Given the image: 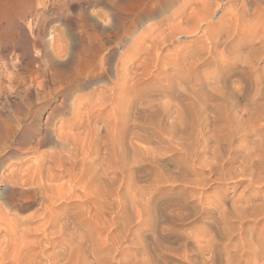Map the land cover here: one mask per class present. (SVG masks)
Wrapping results in <instances>:
<instances>
[{
	"label": "bare ground",
	"instance_id": "obj_1",
	"mask_svg": "<svg viewBox=\"0 0 264 264\" xmlns=\"http://www.w3.org/2000/svg\"><path fill=\"white\" fill-rule=\"evenodd\" d=\"M252 1L256 3L254 11L250 13L244 5L242 18L238 16L243 22L250 16L259 18V28L253 29L247 26L249 24H242L246 30L251 29L248 31L249 35L242 34L247 33L245 29L240 34V19L234 17L233 13L230 17L234 18H229V14L225 15L229 13L226 11L224 16L219 17L225 20L229 18L224 24L227 30L224 40L225 32L222 33V38L218 33L219 28L214 31L212 26H205L209 24L214 7L218 8L223 4V1L218 4L217 0L202 1V16L196 17L204 22L202 25L198 23L195 29H182L181 24L178 27L182 32H204L206 39L203 37L200 40L202 50L197 49L202 56L212 54L211 50L223 45L225 48L235 46L232 47L233 54L248 50L264 59V0ZM32 2L33 0H0V14L11 12L12 8L30 7ZM197 3L195 2L196 5ZM198 7L196 8L199 9ZM196 8L194 11H198ZM191 13L190 17L193 15ZM237 14L238 12L235 15ZM180 16L178 15L179 18ZM184 16L181 18L188 25L191 19ZM174 25L167 29V33L161 34V38H156L165 37L170 33L169 29H175ZM187 25L184 27H189ZM178 27L175 31H179ZM172 34L170 37H174ZM170 37L166 35L160 44L166 45V42H170ZM157 39L154 40L162 41ZM219 40H222L221 43ZM143 44L145 45V41ZM160 44L158 47L162 48L163 45L160 47ZM147 46L146 48H150ZM196 47L200 48L199 45ZM143 51L142 54L145 53ZM154 53L157 54V51ZM202 56L197 57L201 59ZM223 60H218L220 67L217 75L220 79L221 75L229 79L232 72L235 73L237 60L235 63ZM253 60H245L247 64L244 71L253 70L254 63L258 61L256 57ZM190 62V65L193 64L192 60ZM215 62L212 61L217 65ZM156 68L158 71L159 68ZM152 69L150 70L154 71ZM190 70L192 71L191 68ZM159 71L155 76L151 73V79L161 76L162 80L153 84L154 87L148 91L142 81L145 80L142 77L147 75L145 71H136L132 82L127 76L130 74L128 71L127 74L123 71L121 75L117 69L116 74L120 78L111 88L103 86L99 92L93 90L88 94L83 93L80 87L75 88L73 94L62 99L53 108L46 119L45 128L38 129L36 133L32 130L34 138L39 134L41 138L24 155L32 156L29 164L27 157V162L24 161L27 165L21 161V164L10 163L12 159L8 158L1 162L0 166L4 169L3 180L18 192L17 195L21 193L26 196L16 201L9 197L0 198V264H264V83L259 80L262 85L256 91L257 99L252 97V101L249 99L251 103L240 105L221 101L220 90L215 92L216 87L210 88L207 85L208 89L204 93L199 84L200 89L188 86L195 79L194 75L192 80L191 75L187 79L176 68L175 72L170 70L169 73L166 67L160 66ZM214 71L210 70L212 73ZM242 73L243 71L240 74ZM240 76L245 80L243 75ZM146 84L148 85L147 82ZM153 85L151 83L150 86ZM226 92L224 89L222 94L226 95ZM164 97L174 98L175 102L169 99L170 102L164 103ZM158 99L163 101H158L160 105L154 102ZM161 102L164 104L161 105ZM146 105L159 115V121L151 126L152 130H146L141 122ZM56 111H59L58 114H54ZM37 117L40 118V114ZM57 118L59 123L55 122ZM5 125L4 128H7ZM13 129L10 127L9 132H16ZM164 158L168 159V163L164 164L173 165V170L161 163ZM140 182L143 183L139 185ZM215 182L226 183V186L215 185V191L207 195ZM165 183H170L172 188L182 186V191L194 188L196 194L192 197H180L183 192L179 193V197L174 200L168 199L167 211H164L166 207L161 210L158 196L166 188ZM230 184L234 186L233 194L229 196L225 192ZM258 189L260 193L254 194ZM29 209L33 210L29 215L21 214L23 210Z\"/></svg>",
	"mask_w": 264,
	"mask_h": 264
},
{
	"label": "rangeland",
	"instance_id": "obj_2",
	"mask_svg": "<svg viewBox=\"0 0 264 264\" xmlns=\"http://www.w3.org/2000/svg\"><path fill=\"white\" fill-rule=\"evenodd\" d=\"M198 1H201V0H33L34 3L32 2L29 5L30 7H24L23 6L24 8L23 7L15 8L16 10L14 8H12V9H10L11 12L7 11L3 14L1 13L0 14V83H1L0 87H2L1 88L2 92H0V94L1 93L2 94L0 95V111L2 113L0 112V121L1 120L2 121L0 123V164L2 161L7 160V158H8V160L12 159V161L10 160V163H16V162H20V161L22 163H24V161L27 162V160H28L27 164H29V160L32 158V156L31 155L24 156V155L28 154L30 152L32 145L35 146L36 141H38L41 138L40 134L38 136H36V138H34V132L36 133L38 129L45 128L46 119L50 116V113L53 111V108H55L61 102L62 99L73 94L75 88H78V87H80L82 89L81 91H83V93H86V94H88L89 91L93 92V90L99 92L100 90L103 89V86H107L108 88H111L113 86L114 82L116 83L118 81V79L120 78L118 74L122 75L123 71L126 74H127V71H128V73H130L129 75L127 74V76H129L130 81L132 79V82H133V77H135L133 75L135 74L136 71H138V70H140V72L145 71L147 73V75H144L142 77V78L145 77L144 78L145 80L142 79V81H144L143 83L145 84L146 90L148 91V90H151V88L154 87V85L157 82H160L162 80V78H160L161 76L158 78H155L156 80L151 79V77L153 75L155 76L156 74L160 73V71H159L160 66H161V68L166 67L167 70H169L168 71L169 73L175 72V68H176V70L179 72V74H180V72H182L184 76L186 75L185 77L187 79H188V75H191L192 80L195 78L191 82L192 84L190 83L188 86H193V87H195V89H197L198 84H199V86L202 87L201 89L204 93L208 89L209 86H210V88L216 87L217 88L216 91L215 90H213V91L217 92L220 90V93H221L220 100L221 101L223 100L224 102H226V101L234 102L237 104L240 103V105H244V104L249 103L250 102L249 99L251 100L254 97H256V91L259 88V86L261 87V85H262V84L261 85L259 84L260 81H261V83H264L263 82L264 79L262 80V78H264V77H261V76H264L263 75L264 74L263 73V71H264V59L262 56L259 57L258 55H253L251 52H248V50H246V51L243 50L242 51L243 54H242V52L239 54H233L231 52L234 50L233 48H235V46L234 47L229 46V47L225 48L223 45H220L221 48L217 47L216 50H214V49L211 50L213 52H212V54H209L208 56L207 55L202 56V54H199L198 51L202 48V45H203L202 42H200V40L202 41L203 37L206 39V37L203 36V35H205L204 32L199 31V33H197L198 30L192 31V32H182L183 28L195 29L198 26V23L199 24L201 23V25L204 23V22L202 23L199 20H197L198 18H196V17L200 18L202 16L201 15L202 14L201 7H202L203 2L206 0H202L203 2L201 1V2L197 3ZM222 1H223V4H221ZM195 2L197 3V5L195 4ZM215 2H216V0H215ZM218 2L221 5L218 6V8L214 7L215 9H213V13H212L213 15H211L209 24L207 23V25H205V26H207V27L212 26L211 28H214V31H216L219 28V31L217 30L218 33L219 32L221 33V34L219 33V36L223 35L225 32V35H223L224 38L221 36L224 40L226 38V35H227L226 34L227 30H226L224 24H226V22L229 21V18H232L233 16L234 17L241 16V18H242L241 13L243 14L242 10H243L244 5L250 13H251V11L253 12L254 9L256 8V6H255L256 3H254L255 1H252V0H247V1L238 0L237 1L238 3L236 2V0H233V1L230 0L229 2H228V0H220V1L217 0V3ZM231 2H232V4H231ZM235 3H237V4H235ZM190 4H191V6H190ZM228 5H229V8L233 7V9L232 10H231V8L229 9ZM233 5H235V6L239 5V7L238 6L235 7ZM185 7H187V8H185ZM196 7H198L199 9H197ZM225 7H227V8H225ZM195 8L198 11H194ZM240 8H241V11H240ZM141 9H142V11H141ZM181 9H183V10H181ZM227 9H229V11ZM12 10H14V13ZM185 10H187L188 13L185 12ZM230 10H231V13H230ZM15 11H17V12H15ZM178 11H179V13H178ZM181 11H183V12H181ZM214 11H215V13H214ZM225 11L229 12V13L225 14L226 13ZM8 12H10V13H8ZM191 12L193 13V15H191V17H190ZM237 12H238V14L235 15ZM232 13H233V16L230 17V15H232ZM185 14L187 16H189L188 19L189 18L191 19V21H189L188 25L186 23H184L183 18H181V16L183 17ZM223 14H225V15L229 14V16H228L229 18L227 17V19H226L227 21L225 19L219 18L221 16H224ZM171 15L173 16V18ZM178 15L179 16L181 15L180 18L178 17ZM186 15L184 17H186ZM167 18H168V20H167ZM192 18H194V19H192ZM241 18L238 17V19H240V21L238 23L240 24L241 27L239 26V24L237 26L235 25L236 27L239 26L238 28H242V29H240L241 30L240 34L242 33V31H244V29H245V31H247V33H242V34L247 35L248 31L251 30L249 28H253V29L259 28V25H257L259 22V18L257 16H256V19H255V16L247 17L248 19H246L244 22L241 20ZM134 19H136V20L134 21ZM173 19H175L176 21ZM195 19H196V21H195ZM252 19H253V21H250ZM192 20L195 22H192ZM218 20H219V22H217ZM220 20L222 23L220 22ZM223 20H224V22H223ZM211 21H214V22H211ZM234 22H236V20H234ZM234 22H233V25L235 24ZM245 22H247V23H245ZM251 22L252 23L254 22V24H252ZM191 23H193V24H191ZM243 23L245 24V26L247 24H249V25L252 24V25L251 26L247 25L249 28H247V30H246V28H243L244 25L242 26ZM174 24H176V25H174ZM172 25H174L175 29L178 27V25H179V27L181 26L182 29L178 27V30L180 31V33H179V31H175V29L174 30L172 28L169 29V31L171 30L170 33L172 32L173 34L172 33L171 34L174 35V37H170L171 36L170 33L166 34L167 37H170L171 40L168 43L166 42V45H164L165 43L162 44L163 45V47H162L160 42L163 43V39L166 38V35H165V37L162 36V39H157V38L161 34L164 35V33H167V29L170 27H173ZM185 25H187L189 27H184ZM219 25H222V26L220 27ZM223 25H224V27H223ZM190 26H192V27H190ZM162 31H164V32H162ZM258 35H260V34H258ZM152 38H153V40L157 39V40H162V41H156V40L152 41ZM160 38H161V36H160ZM144 41H145V45L143 44ZM219 41L221 43L222 40H219ZM237 41H239V40H237ZM237 41H236V43H237ZM156 43H157V45H156ZM159 44L161 45L160 47H162V48L158 47ZM143 45L145 47H143ZM147 45H149V46H147ZM198 45L200 48L196 47ZM146 46L150 47V48H146ZM138 47H140V49ZM192 47H194V48H192ZM146 49H148L149 51ZM158 49H159V51H161L160 53H159ZM190 49H192V50H190ZM197 49H198V51H197ZM133 50L135 52H133ZM188 50L190 53L188 52ZM226 50H228V51H226ZM142 51H143V53L144 52L145 53L142 54ZM156 51H157V54L154 53ZM194 51L196 52V55H195ZM219 51H221V52H219ZM227 52H229V53H227ZM181 53H182V55H181ZM149 54H150V56H149ZM223 54H224V56H223ZM192 55H194V56H192ZM200 55L202 56L201 59H203L202 60L203 62L201 61L200 58H198V57H201ZM231 55H232V57H230ZM236 55H237V57H236ZM249 55L252 56V58ZM131 56H132V62H130ZM180 56H182V57H180ZM213 56H216L217 58L218 57L219 58L217 59ZM133 57H136L137 60ZM165 57L167 58L166 60L164 59ZM177 57H178V59H177ZM246 57H248V58H246ZM255 57L257 58V60L259 62L256 61L254 63L255 67L253 68V70L244 71L243 69H244V66L247 64V61H251V60L254 61L253 59H255ZM145 58H147V60H145ZM179 58H181V59H179ZM182 58H184V59H182ZM208 58L210 60H208ZM214 58H215V60H213ZM172 59H174V60L176 59V60L174 61ZM206 59H207V61H206ZM223 59H225V60H223ZM152 60H154V61H152ZM156 60L159 63L156 62ZM177 60H178V62H176ZM191 60L193 61V64L190 65V63H192V62H190ZM218 60L219 61H222V60L228 61L230 63H233V62L235 63V61L237 60L236 61L237 62L236 68H234L235 73L233 74V72H232L231 77H228L229 79L223 77V75H221V79H220V77L217 75L218 74L217 70L220 67V65H219L220 62ZM245 60H247L246 64H245ZM146 61L149 63L148 66H147L148 63ZM170 61H172V62H170ZM182 61H183V63H182ZM186 61H188L189 63ZM212 61H213V63L216 61L215 63H217V65L216 64L215 65L217 66V68L212 63ZM139 62L142 64H140ZM155 62L157 64H154ZM174 62H176V63H174ZM185 62H186V66L184 65ZM153 64L156 65L155 68H153L154 67ZM171 64H173V66ZM133 65H134V67H133ZM143 65L145 68L142 67ZM162 65H163V67H162ZM196 65H197V67H196ZM129 66H130V69H128ZM150 66L151 67L153 66L152 68L154 69V71L150 70V69H152ZM192 66H194L193 68L195 70L192 68ZM122 67L123 68L126 67V68L122 69ZM132 67H133L134 71L136 70L135 72L131 69ZM156 67L159 68L158 69L159 72L157 71ZM170 67H171V69H170ZM212 67H213V69H212ZM239 67H240V69H238ZM260 67H261V69H260ZM134 68H138V69H134ZM185 68H187V69L185 70ZM190 68L192 69V71L190 70ZM215 68H216V70H215ZM116 69H117V72L119 71L118 74H116L117 73ZM119 69H121V70H119ZM125 70H127V71L125 72ZM131 70L133 71V73ZM155 70L157 71V73ZM170 70H171V72H170ZM189 70L192 73L191 72L189 73ZM210 70H213V71L215 70V71L212 73V72H210ZM120 71H122V73ZM147 71H149V72H147ZM204 71H206V72L204 73ZM236 71H237V74H236ZM242 71L244 74L243 73L240 74ZM248 71L251 73H248ZM258 71H259V73H258ZM260 71H261V73H260ZM140 72H138V74ZM198 72L199 73L201 72L202 74L201 73L199 74ZM238 72H240V73H238ZM151 73L153 74L152 76H151ZM184 73H186V74H184ZM198 74L200 75V77ZM209 74H210V76L208 77L207 75H209ZM204 75H206V76H204ZM240 75H243L245 77V80L248 79L250 81L249 82L245 81L244 78ZM253 75H255L256 77H254ZM211 76H213V77H211ZM10 77L13 79V81H11ZM202 77L203 78L205 77V79L202 80ZM257 77H259V78H257ZM209 78L210 79L212 78V80H210ZM238 78L240 80H238ZM255 78H257L258 80ZM200 79L202 80V82L199 81ZM205 80L206 81L208 80V81L206 82ZM237 80L239 82L240 81L241 82L239 83ZM252 80H253V82H252ZM197 81H199V82H197ZM215 81L217 83V86H214L216 84ZM219 81H221L222 84ZM223 81L225 82V84H228V86L225 85ZM132 82H130V83H132ZM146 82L148 83V85L149 84L151 85V83H152V85L153 84L154 85L148 86L146 84ZM196 82H197V84H196ZM213 82H214V85H213ZM232 82L234 85L231 84ZM250 82H252V83H250ZM257 82H258V84H257ZM247 83L248 84L250 83L251 87H250V84L246 85V86L244 85ZM230 84L233 86H231ZM241 84L243 86H241ZM204 85H205V87H204ZM207 85H208V87H207ZM200 87H198V88L200 89ZM243 87H244V89H243ZM245 87H246V90H245ZM224 89H225V92L228 90L226 92L227 94L226 93L225 94L228 95V97L231 99H229L226 95H223ZM232 89H234V92H231ZM235 91H236V93H235ZM239 92H243V93H239ZM245 92H246L248 97H246V94H244ZM239 94L240 95L242 94L241 97ZM237 95H238V97H237ZM222 97H224V99ZM233 97H236V99ZM257 97L254 99H257ZM169 99H170V101L173 100V102H175L174 98L171 99V98L164 97V99H163L164 103L170 102ZM158 101H162V99L161 100L158 99L156 101L154 100V102H157V103H158ZM162 102H161V105L164 104ZM147 103L151 104L150 102H147ZM157 103H155V104H157ZM158 104L160 105V103H158ZM146 107H147L146 108L147 111L144 109L145 110L144 112L146 115L145 114L143 115V113H142L141 122L144 123L146 130H152L153 128L151 126L154 125L155 122L159 121V118H158L159 115H156L157 113H155V110L148 109V107H149L148 105H146ZM107 110H109V109L107 108ZM148 110H149V112H148ZM58 112L59 111H56V113H54V114H58ZM151 112H154V113H151ZM39 114L41 116L40 118L37 117V115H39ZM152 114H153V116H152ZM154 115H156V116L154 117ZM143 116H146V117H143ZM19 118L21 120H19ZM33 119H34V121H33ZM152 119H153V121L151 122ZM10 120H11V122H9ZM16 120H18L17 121L18 123L16 122ZM3 121H5V122H3ZM55 122L59 123L60 122L59 118H57L55 120ZM4 125L6 127L7 126L8 127L4 128ZM10 127L12 129L14 128L16 132H14V131H13L14 133L9 132ZM6 129H7V131H6ZM7 153H9V154L7 156H5ZM24 157H25V159H24ZM22 159H23V161H22ZM165 159L166 158H164L161 161V163L163 165L167 166L164 163H168V159H166V160ZM21 162H20V164H21ZM27 164H25V165H27ZM168 167H170L169 168L170 170L174 169V168L171 169L173 167V165L167 166V168ZM170 170H169V172H170ZM3 172H4V169L0 166V198L1 197H9L11 200L16 201V199H19L21 197H25L26 195H22L21 193H19V195H17L18 192L16 193V191L13 188H11L6 181L3 180V177H2ZM141 178H144V177H141ZM142 183L143 182H140L139 185ZM217 183L216 182L213 183V186L211 187V189H209V191H207L208 192V193H206L207 195L208 194L210 195V193L211 194L213 193L212 191H215V188H214L215 185L216 186H222V185L226 186V183H221V182H220V184L219 183L217 184ZM177 184H179V183H177ZM164 185L166 186V188H164L165 190L163 189L164 191L163 190L161 191L162 194L161 193L159 194L160 197L158 196V198H160V199H158L160 202V205H161L160 209L161 210L166 209L164 211H167V206L169 204V201L174 200V198H176V197H179V195L182 192L183 193L180 195V197H183V196H185V197L191 196L192 197V196H194V194H196L194 192L195 191L194 188H191V189L189 188L190 191L189 190L182 191V189H183L182 186H180V188H179V185H178V186H175L174 188H172L170 183H167V185L165 183ZM230 185H228L227 192H225L229 196L231 194H233L232 190H233L234 184H230ZM177 188H178V190H177ZM166 189L167 190L169 189V192H167ZM170 189H172L173 191ZM259 191H260V189L256 190L254 194H257V193L259 194L260 193ZM20 195H22V196H20ZM162 196H163V198H162ZM161 198L164 200H161ZM165 198H167V199H165ZM168 199H170V200H168ZM166 200H167V202H166ZM258 202L259 201H257V203ZM15 204H17V203H15ZM164 207H166V208H164ZM31 212H33L32 209L23 210L21 214L23 216H25L27 214L29 215ZM1 220L2 219H0V223L2 222ZM261 224H263V223H261Z\"/></svg>",
	"mask_w": 264,
	"mask_h": 264
}]
</instances>
